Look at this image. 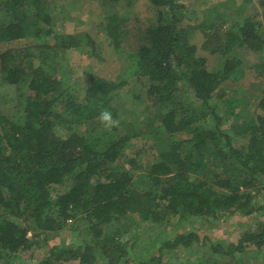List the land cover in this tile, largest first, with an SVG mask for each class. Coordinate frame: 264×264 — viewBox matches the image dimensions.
<instances>
[{"label":"trees","instance_id":"obj_1","mask_svg":"<svg viewBox=\"0 0 264 264\" xmlns=\"http://www.w3.org/2000/svg\"><path fill=\"white\" fill-rule=\"evenodd\" d=\"M149 1L155 19L144 28L126 14L106 17V35L128 64L114 81L87 73L78 101L69 90V67L59 71L53 62L84 39L70 31L68 13L57 9L55 0H0V43L50 38L38 46L44 51L37 62L34 46L0 52V84L17 89L13 110L0 111V261L10 263L12 255L39 248L45 255L35 264H164L171 252L199 241L197 233L179 232L176 225L190 217L249 216L260 209L253 199L264 195V90L251 115L239 119L234 99L219 109L214 91L238 61H227L221 75L210 72L182 26L187 0ZM258 5L264 9V0ZM257 16L226 32L225 51L235 45L253 51L264 47ZM199 28L213 25L203 21ZM129 77L149 81L146 94L153 113L143 127L121 122L112 105V92ZM186 92L190 96L180 99ZM58 101L61 111L55 109ZM101 110L110 111L123 131L117 132V125L86 134L82 127L98 119ZM146 131L166 136L182 131L191 137L172 143L148 166L142 186L133 187V172L118 160L124 144ZM108 132L115 135L104 141ZM230 163L236 165L229 170ZM170 215L178 216L177 223L168 222ZM134 227L155 233L144 245L138 233L124 241L123 233H134ZM73 229H79L75 242L50 244L52 236ZM200 244L218 255L260 249L264 220L225 246L207 237Z\"/></svg>","mask_w":264,"mask_h":264},{"label":"rangeland","instance_id":"obj_2","mask_svg":"<svg viewBox=\"0 0 264 264\" xmlns=\"http://www.w3.org/2000/svg\"><path fill=\"white\" fill-rule=\"evenodd\" d=\"M259 0H187V12L182 26L188 31L190 42L195 45V55L206 59V68L221 75L227 61L233 59L238 61L231 73L221 79L214 91L213 100L219 105V109L227 99H234V112L241 116L251 115L257 112L255 104L261 90H264V47L259 51H253L244 46H231L229 51H225V34L229 30L236 28L235 24L241 23L247 17L257 14V32L264 36V9L258 5ZM57 9L66 11L69 15L68 26L76 37H83L82 43L70 49L63 56H55L53 62L58 63L59 71L69 67L71 81L73 84L69 89L79 101L84 95L86 85V74L92 73L104 79L116 80L122 73V68L128 63L124 55L118 54L110 38L106 35V17L109 14H126L136 26L144 28L147 23L154 21L155 8L149 0H55ZM2 16H0V20ZM130 20V21H131ZM129 21V20H128ZM130 21L128 27H130ZM207 23L213 28H206L201 31L199 24ZM87 36L93 43L87 42ZM50 38H28L0 43V52L6 49H18L26 46L32 47L34 54L33 61L41 60L43 48L42 44H49ZM233 60V61H234ZM60 61L64 63L60 69ZM58 71V72H59ZM126 83L112 92L113 106L116 109V116L121 122H136L138 126L144 125L145 121L153 110L147 99L146 90L149 81L146 77H129ZM17 89L8 85L0 84V111L9 113L15 107ZM14 96V97H12ZM186 92L180 99L189 97ZM62 102L55 104V109L61 111ZM20 111L15 113L17 120H21ZM232 120V117L229 118ZM229 124V123H228ZM226 124V125H228ZM101 125V126H100ZM103 125L98 119L86 124L82 130L86 134L97 135L102 132ZM100 128V129H99ZM123 131V126L118 125L117 132ZM58 134L64 135L65 130L61 127L57 129ZM115 133L108 132L103 140H109ZM189 132H175L166 136L161 132H145L142 135L127 141L122 149V156L118 162L133 172L132 186H142L144 175L148 166L157 160V157L169 149L170 145L177 141L189 139ZM192 151L191 147H188ZM235 163L226 166L232 169ZM66 184L55 186L52 194L62 191ZM254 204L259 207L257 211L249 216L239 214L230 215L217 212L207 218L190 217L187 221L176 227L179 232H195L199 241L193 242L188 248H178L169 254L164 264H264V245L260 249H247L245 252H236L233 255L214 254L209 246L200 244L204 237L224 242V246L232 243L243 231L257 226L264 220V195L259 194L253 199ZM177 215H170L168 222L177 223ZM79 217L75 220H77ZM73 221V220H72ZM69 220L67 224L72 222ZM80 221L72 223V226ZM137 228V231H136ZM139 227H134L135 234L129 229L123 233L122 239L138 236L145 240L153 237L155 231L149 229L142 231ZM80 231L82 227L80 226ZM79 229L72 231L64 230L61 237L52 236L51 243H57L59 239L66 242L76 241ZM30 235L28 230L27 236ZM83 237V236H82ZM81 237V238H82ZM78 238V236H77ZM31 254L33 258L29 262L26 258ZM45 255L44 250L39 248L16 253L10 263L0 264H35V262ZM68 264H75L73 262Z\"/></svg>","mask_w":264,"mask_h":264},{"label":"clouds","instance_id":"obj_3","mask_svg":"<svg viewBox=\"0 0 264 264\" xmlns=\"http://www.w3.org/2000/svg\"><path fill=\"white\" fill-rule=\"evenodd\" d=\"M98 120L103 125L105 129H111L114 126H117L119 121L113 118V115L108 110H101L98 113Z\"/></svg>","mask_w":264,"mask_h":264}]
</instances>
